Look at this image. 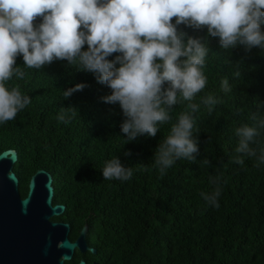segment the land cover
Listing matches in <instances>:
<instances>
[{
  "label": "trees",
  "instance_id": "1",
  "mask_svg": "<svg viewBox=\"0 0 264 264\" xmlns=\"http://www.w3.org/2000/svg\"><path fill=\"white\" fill-rule=\"evenodd\" d=\"M39 22L37 18L34 24ZM178 29L202 37L209 48L202 69L207 83L191 101L200 105L193 129L199 140L197 161L176 160L163 174L154 164L155 149L188 101L178 97L172 119L158 125L155 137L145 134L126 143L122 110L118 103L103 101L111 90L98 83L94 73L67 61H54L39 70L26 68L22 56L16 57L25 75L23 79L13 75L6 86H19L31 103L15 119L0 123V152L17 151L12 170L21 197L37 169L51 174L52 202L65 206L52 219L69 224L71 241L88 225V249H76L70 262L264 264V164L255 166V157H244L243 164L233 161L238 146L235 128L254 124L253 113L264 115V49L246 51L237 45L223 50L219 38L208 36L206 28L180 25ZM224 80L231 88L227 93ZM78 83L87 86L65 99L64 90ZM208 94L220 100L210 113L201 103ZM62 107H74L78 114L67 113L61 121ZM260 131L259 144L251 145L257 149L264 146V129ZM117 156L132 168L131 178L103 179L105 162ZM205 159L209 165L202 163ZM216 175L222 188L219 207L201 195L213 191L209 178Z\"/></svg>",
  "mask_w": 264,
  "mask_h": 264
},
{
  "label": "clouds",
  "instance_id": "2",
  "mask_svg": "<svg viewBox=\"0 0 264 264\" xmlns=\"http://www.w3.org/2000/svg\"><path fill=\"white\" fill-rule=\"evenodd\" d=\"M37 18L40 22L34 24ZM180 25L206 28L208 36L219 38L223 50L237 45L246 51L264 49V0H0V123L15 119L31 103L19 86H6L13 75L18 79L25 75L16 65L17 56H22L24 67L37 70L54 61H67L78 65V70L94 73L97 82L111 90L102 99L119 104L126 143L145 134L155 137L158 125L172 119L178 97L188 101L170 133L159 142L153 160L162 174L176 160L196 162L199 140L193 133L194 113L200 105L191 101L207 83L202 69L209 48L202 37L178 29ZM85 44L87 50H82ZM113 53L119 55L109 60ZM86 86L78 83L64 90L65 99ZM222 87L225 93L231 91L227 80ZM201 103L210 113L220 100L208 94L201 97ZM67 113L75 116L78 111L62 107L58 119L65 121ZM250 119L254 124L235 128L238 146L233 161L243 164L244 157H255L259 167L264 164V146L251 145L259 144L264 115L253 113ZM102 176L129 180L132 168L117 156L105 162ZM209 179L215 187L201 195L219 207L220 176Z\"/></svg>",
  "mask_w": 264,
  "mask_h": 264
},
{
  "label": "water",
  "instance_id": "3",
  "mask_svg": "<svg viewBox=\"0 0 264 264\" xmlns=\"http://www.w3.org/2000/svg\"><path fill=\"white\" fill-rule=\"evenodd\" d=\"M17 158L13 148L0 152V264H86L83 259L77 263L70 260L76 249H88V225L71 241L69 224L52 219L65 206L53 204L52 176L43 168L30 176L27 193L21 197L12 170Z\"/></svg>",
  "mask_w": 264,
  "mask_h": 264
},
{
  "label": "flooded vegetation",
  "instance_id": "4",
  "mask_svg": "<svg viewBox=\"0 0 264 264\" xmlns=\"http://www.w3.org/2000/svg\"><path fill=\"white\" fill-rule=\"evenodd\" d=\"M93 263H95V262H93Z\"/></svg>",
  "mask_w": 264,
  "mask_h": 264
}]
</instances>
